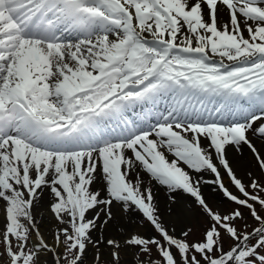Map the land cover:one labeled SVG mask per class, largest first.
<instances>
[{
    "label": "snow or ice",
    "instance_id": "1",
    "mask_svg": "<svg viewBox=\"0 0 264 264\" xmlns=\"http://www.w3.org/2000/svg\"><path fill=\"white\" fill-rule=\"evenodd\" d=\"M257 172L264 0H0V264H264Z\"/></svg>",
    "mask_w": 264,
    "mask_h": 264
},
{
    "label": "bare ground",
    "instance_id": "2",
    "mask_svg": "<svg viewBox=\"0 0 264 264\" xmlns=\"http://www.w3.org/2000/svg\"><path fill=\"white\" fill-rule=\"evenodd\" d=\"M230 159L237 162L238 173L242 176L245 175L246 171L248 170L247 165L251 161L250 153H247V150H245V152H243V153L232 152V153H230ZM203 179L211 180V179H213V176L211 173H204ZM224 183L230 189L233 188V186L229 182L228 177L226 175L224 176ZM218 190L219 189L215 185L205 184L202 186V191H203L205 197L213 205L215 203H217L218 200L222 199V198H220L221 195H220ZM154 192H155V195H156L158 201L160 202L162 211L165 212V216L169 220L170 224L176 229L177 232H178V230H181L182 228H184V226H186L188 221L193 217V215H192L193 211H191L189 209V206H188V203L190 202V198L185 196L183 193H180L177 196V201H178L179 207L182 208L184 211L182 213L178 211V213L176 215H173L172 213L167 211V207L169 205H172V201H171L172 194H170L169 192H167L166 189H164L158 185L155 186ZM198 218H199V216H198ZM133 219L138 221L139 219H141V217H139V215L137 214L136 216L133 217ZM200 222H201V219H200ZM145 224H147V223H145ZM193 229H195V228H193ZM90 255H91V253H90Z\"/></svg>",
    "mask_w": 264,
    "mask_h": 264
},
{
    "label": "rangeland",
    "instance_id": "3",
    "mask_svg": "<svg viewBox=\"0 0 264 264\" xmlns=\"http://www.w3.org/2000/svg\"><path fill=\"white\" fill-rule=\"evenodd\" d=\"M257 175L260 176V179L264 182V174H260V173H257ZM232 191L235 192V189H231ZM219 193H220V198H222L221 200H218L217 203H215L214 205L211 204L209 201V204L213 207V209L215 210L216 208H219L222 212L223 211H227L231 208H234L235 205L230 203L222 194V192L220 190H218ZM217 191V192H218ZM238 194V193H237ZM188 206H189V209L191 211H193L192 213H199L200 212V209L198 207H196L192 201L190 200V202L188 203ZM247 214V213H246ZM200 219H201V222H200ZM197 220L199 221V224L202 226L200 228H197ZM147 223V222H145ZM249 224H252L254 226V221H252L251 219H249L248 221ZM188 226H191L192 228H195L193 229V234L189 237V239H197L199 238L200 234L202 233L203 229L206 228L208 226V221H207V217L204 216L203 214L199 215V218L198 217H192L188 223L186 224V226H184V228L188 227ZM180 230H178L179 232ZM227 243H230L228 241H226V246H227ZM6 261H7V257L4 258V262L6 264ZM85 264H88V261L86 260L85 261Z\"/></svg>",
    "mask_w": 264,
    "mask_h": 264
}]
</instances>
